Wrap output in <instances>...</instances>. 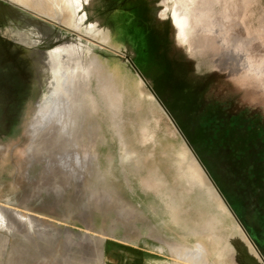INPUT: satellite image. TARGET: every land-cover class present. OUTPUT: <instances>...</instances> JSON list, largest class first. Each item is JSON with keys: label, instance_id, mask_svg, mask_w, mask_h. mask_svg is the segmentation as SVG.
I'll return each instance as SVG.
<instances>
[{"label": "rangeland", "instance_id": "rangeland-1", "mask_svg": "<svg viewBox=\"0 0 264 264\" xmlns=\"http://www.w3.org/2000/svg\"><path fill=\"white\" fill-rule=\"evenodd\" d=\"M22 1L28 20H42L58 37L40 45L32 32L0 24V264H264L262 77L231 75L221 66L229 55L187 44L203 37L226 46L227 29L231 50L242 46L247 57L264 60V0H231L230 20L218 13L220 0H192L188 5L206 14L199 24L210 27L189 29L183 41L168 11L156 19L146 0H137L143 10L131 7L133 0H88L77 11L69 0ZM0 5L21 9L11 0ZM113 13L120 17L109 22ZM55 48L63 51L62 94L44 63ZM90 63L119 93L117 110H99L94 91L78 84L80 113L68 114L84 137L89 168L44 173L27 157L38 110L69 104L74 90L66 77L81 81ZM133 66L218 188L219 175L230 182L240 171L247 189L237 204L248 223L225 200L245 230L257 231L255 240L247 233L261 258Z\"/></svg>", "mask_w": 264, "mask_h": 264}, {"label": "bare ground", "instance_id": "bare-ground-1", "mask_svg": "<svg viewBox=\"0 0 264 264\" xmlns=\"http://www.w3.org/2000/svg\"><path fill=\"white\" fill-rule=\"evenodd\" d=\"M15 4H19L21 9H15L8 5H0V24L6 29L15 31L20 28L24 31H30L34 34L36 43L46 45L47 42L54 41L58 37V33L54 29L43 22L40 19L33 21L28 20L26 4L22 0H11ZM88 0H69L70 7L77 11L82 8V3H86ZM137 1V0H136ZM151 7H153V13L158 18L159 15L164 14L168 11L170 19L173 24V33L176 38H181L183 41L184 37H187L189 29L204 30L208 32L204 25L206 14L200 11L196 7H190L188 4L192 0H146ZM219 2V0H217ZM138 2V1H137ZM161 6L160 8L155 7V4ZM173 3L171 7L168 5ZM136 2L134 1V4ZM148 4V5H149ZM31 8L37 12H41V8L35 5H31ZM232 8L231 0H220L219 11L223 17L230 20L231 16L228 14ZM223 9V11H222ZM232 10V9H231ZM120 16L118 14H112L108 20L113 22ZM200 23V24H199ZM192 25V26H191ZM212 26V23H211ZM213 29L214 26H212ZM218 28H221L218 26ZM217 29V26H216ZM222 28L220 29V31ZM222 32V31H221ZM48 37V38H47ZM223 40L226 46L217 44L213 39H204L203 37L189 39L188 46L199 52H208L211 55H229L230 61H223L221 66L226 68L230 66L228 72L231 75H241L242 77L249 74L262 77L260 81L264 84V60L258 59L256 55L250 54L246 56V49L244 47L234 48L231 50L232 43L229 42L228 30L224 29ZM46 40V41H45ZM235 52V54H234ZM235 56L238 58H235ZM243 57V58H242ZM63 51L60 48H55L52 51H45L44 63L50 68L53 81L56 82L54 90L60 94L63 92V88L59 83V76L64 73L63 65ZM245 59V60H244ZM243 72L242 74L240 72ZM67 78V87L70 89L76 88L78 84L85 82L91 90L94 91L96 96L97 108L101 111H110L112 114L117 110L116 103L119 101V93L111 85L108 76L101 70V68L94 63H90L86 66L84 77L81 81L74 82L73 77ZM264 86V85H263ZM64 93V92H63ZM65 96V95H64ZM24 95L20 96L22 99ZM67 98V97H66ZM69 104H66L60 110L51 108L46 110L40 107L38 115L42 116L40 126L37 129L38 134L36 135L35 145L29 150L27 155L30 165L39 166L42 172H53L58 171L62 173L75 174L76 172L83 173L89 168L88 161L86 160L85 143L82 141L84 137L78 135V131L71 129L70 114L77 116L80 113L77 100V91H73V94L67 98ZM71 106V108H70ZM70 110V111H69ZM84 134V133H83ZM86 134H88L86 132ZM85 134V135H86ZM84 136V135H83ZM212 186V185H211ZM213 188V187H212ZM215 191V190H214ZM217 194V193H216ZM59 195L57 192H53V196ZM218 196V195H217ZM219 197V196H218ZM2 214L4 218L5 214ZM15 218L19 222L29 221L25 216L16 214ZM242 232V231H241ZM243 234V233H242Z\"/></svg>", "mask_w": 264, "mask_h": 264}, {"label": "flooded vegetation", "instance_id": "flooded-vegetation-1", "mask_svg": "<svg viewBox=\"0 0 264 264\" xmlns=\"http://www.w3.org/2000/svg\"><path fill=\"white\" fill-rule=\"evenodd\" d=\"M117 1V0H116ZM134 1L136 2V0H133L131 1V7H134V8H137V9H140V10H143V7L145 6V4H142V3H138L136 2L134 4ZM150 5V4H149ZM153 8V7H152ZM154 15V13H153ZM55 41V40H54ZM135 66H133L134 68ZM136 69V68H135ZM137 70V69H136ZM138 71V70H137ZM139 72V71H138ZM236 156H239V155H236ZM203 160V159H202ZM205 162V161H203ZM206 164V163H205ZM215 169V168H214ZM239 169V168H238ZM238 172L240 171H235V176L233 175V180L230 181V182H224V183H221V180H220V175L218 176V186H219V189L223 195L224 198H226V200L230 203L231 207L233 208V210H235L237 212V214L243 219L245 220L246 223L247 222V217L245 216V210H244V207L241 205V209H239V205L237 203H239L238 201L240 200L241 197L244 196L245 192H246V189L247 187L244 186V183L245 182H242L241 179H239V181L237 180L238 177L239 178H242V176L240 177ZM237 173V174H236ZM224 180H228V179H224ZM223 180V181H224ZM242 203V201H241ZM246 227V226H245ZM246 231L249 232V234L251 235V237L255 240L257 239L259 236H258V233L257 231L252 228L251 226H249V228L246 229ZM232 239V238H230ZM231 243V248H233V250H237V245H236V240L235 242H230Z\"/></svg>", "mask_w": 264, "mask_h": 264}, {"label": "water", "instance_id": "water-1", "mask_svg": "<svg viewBox=\"0 0 264 264\" xmlns=\"http://www.w3.org/2000/svg\"><path fill=\"white\" fill-rule=\"evenodd\" d=\"M135 69V67H134ZM135 71L137 72V75L139 76V78L141 79V81L143 82V84H145L147 86V88L149 89V91L151 92L152 96L154 97V99L156 100V102L159 104V106L161 107V109L163 110V112L166 114V116L169 118V120L171 121V123L173 124V126L175 127V129L177 130L178 134L180 135V137L182 138V140L184 141L187 149L189 150V152L192 154V156L194 157L195 161L197 162V164L199 165V167L201 168L202 172L204 173V175L206 176L207 180L209 181V183L212 185L213 189L215 190V192L217 193V195L219 196V198L224 202L225 206L228 208L229 212L231 213V215L234 217V219L236 220V222L238 223V226L240 228V230L242 231L243 235L245 236V238L247 239V241L249 242V244L253 247V249L255 250V252L258 254V256L261 258V255L259 254L258 248L256 247L255 243L252 241L251 237L248 235L247 231L245 230V228L243 227V225H241L239 219H237L235 213L231 210V208L229 207L228 203L226 202L225 198L223 197L221 191L219 190V188L217 187V185L215 184V182L212 180L210 174L208 173L207 169L204 167L203 163L200 161V159L198 158L197 154L195 153L192 145L189 143V141L186 139L185 135H183L182 131L180 130L179 126L177 125L176 121L173 119V117L171 116V114L168 112V110L166 109V107L163 105V103L159 100V98L157 97V95L151 90V88L147 85L145 79L141 76V74L135 69Z\"/></svg>", "mask_w": 264, "mask_h": 264}, {"label": "trees", "instance_id": "trees-1", "mask_svg": "<svg viewBox=\"0 0 264 264\" xmlns=\"http://www.w3.org/2000/svg\"><path fill=\"white\" fill-rule=\"evenodd\" d=\"M183 131H184V129H183ZM186 133H185V131H184V135H185ZM193 147V146H192ZM193 149H194V147H193ZM195 150V149H194Z\"/></svg>", "mask_w": 264, "mask_h": 264}, {"label": "crops", "instance_id": "crops-1", "mask_svg": "<svg viewBox=\"0 0 264 264\" xmlns=\"http://www.w3.org/2000/svg\"><path fill=\"white\" fill-rule=\"evenodd\" d=\"M8 248V247H7Z\"/></svg>", "mask_w": 264, "mask_h": 264}]
</instances>
